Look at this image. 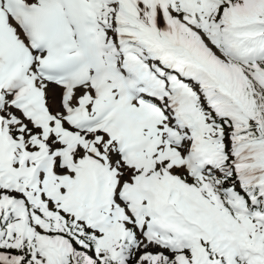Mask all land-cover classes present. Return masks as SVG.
Wrapping results in <instances>:
<instances>
[{
    "label": "snow or ice",
    "instance_id": "obj_1",
    "mask_svg": "<svg viewBox=\"0 0 264 264\" xmlns=\"http://www.w3.org/2000/svg\"><path fill=\"white\" fill-rule=\"evenodd\" d=\"M0 264H264V0H0Z\"/></svg>",
    "mask_w": 264,
    "mask_h": 264
}]
</instances>
